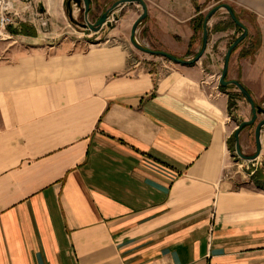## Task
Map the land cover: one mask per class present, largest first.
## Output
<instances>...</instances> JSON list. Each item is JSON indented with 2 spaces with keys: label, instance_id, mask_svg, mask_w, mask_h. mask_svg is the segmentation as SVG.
<instances>
[{
  "label": "crops",
  "instance_id": "obj_1",
  "mask_svg": "<svg viewBox=\"0 0 264 264\" xmlns=\"http://www.w3.org/2000/svg\"><path fill=\"white\" fill-rule=\"evenodd\" d=\"M62 1L29 22L36 8L18 6L28 15L9 26L34 34L7 29L62 38L31 53L10 48L12 63L0 62V264H264V127L251 167L232 163L228 101L238 92L218 83L236 25L215 12L202 56L184 65L130 46L135 4L95 32L99 44L69 46L84 13L71 3L70 20ZM88 1L95 19L117 0ZM143 1L141 44L187 60L204 9L222 0ZM227 1L247 35L225 79L263 115L264 0ZM240 100L234 122L251 116Z\"/></svg>",
  "mask_w": 264,
  "mask_h": 264
},
{
  "label": "rangeland",
  "instance_id": "obj_2",
  "mask_svg": "<svg viewBox=\"0 0 264 264\" xmlns=\"http://www.w3.org/2000/svg\"><path fill=\"white\" fill-rule=\"evenodd\" d=\"M57 1L58 0H11V3H12V6L10 7V8H8V10H10V12H11V15L13 16V17H20L21 16V14L23 15V16H27L28 15V13L27 12H29V11H26V10H24V11H17V9H18V6L20 7V6H22L23 4H29L30 3V5L33 7V11H34V8H36L35 9V11L33 12V15L32 14H29L28 16V18H27V21L29 22L30 20H33L35 17H38V16H49L47 13H45V11L44 10H40L39 9V4H41V5H44L45 3L46 4H48V5H51L52 3H57ZM64 1V4H65V2H66V0H63ZM62 1V2H63ZM143 1V0H142ZM89 2V1H88ZM144 2V1H143ZM112 3V2H111ZM126 4H135V5H132V7L133 8H135V9H138V10H140V8H141V6L138 4V3H126ZM145 4V3H144ZM210 3H208L207 5H209ZM221 4H227V5H229L230 6V4H229V2L227 1V0H222V1H220V2H215L214 4H212V5H210V6H208V7H206L205 9H204V14H207V12L211 9V8H213V7H215V6H217V5H221ZM9 6H10V4H8ZM110 6V2L107 4V6H103V10H105L107 7H109ZM146 6V5H145ZM231 7V6H230ZM121 7H119V8H117L116 10H115V15H119L120 13H121V11H122V9H120ZM217 11H219V12H222L223 13V15L224 16H229L228 15V13H227V11H226V9L225 8H223V7H220ZM216 11V12H217ZM65 12H66V10H65ZM34 13H36L37 14V16L36 15H34ZM15 15H17V16H15ZM139 16V14H137V17ZM39 18V17H38ZM230 18V17H229ZM97 18H95V19H93V18H91L90 17V15H89V17H88V14H87V20H88V22H90V23H93L95 20H96ZM137 19V18H136ZM240 22L243 20V17L241 18V20L239 19V18H237ZM228 20V19H227ZM231 20V19H230ZM78 21H82V20H78ZM110 21H111V26L110 27H107V28H105L104 30H105V32H108V30H109V28H112V27H114L117 23V21H114V20H112V19H110ZM44 22H46L47 23V20L46 19H44ZM83 22V21H82ZM231 23L233 24V25H235L234 24V22L231 20ZM244 26H246L243 22H241ZM71 24V23H70ZM31 25H33L34 26V23H31ZM133 25V24H132ZM9 26V25H8ZM7 26V27H8ZM139 26V25H138ZM7 27H6V30H7ZM103 27H106L105 25L103 26ZM132 27V26H131ZM237 27V26H236ZM35 28V27H34ZM27 29L28 30H31L32 29V33L35 31L33 28H31V27H27ZM69 34H67V41H69V46H77V45H79L78 44V40H85V39H87V40H91V41H89L90 42V44L91 45H96V44H99L100 43V41H103L104 40V38L101 36L100 38V41L98 40V39H93V37L94 36H97V35H95V32L94 31H90V30H80V28L77 26V27H75V26H73L72 24L69 26ZM102 29V28H101ZM100 29V30H101ZM137 29H138V27H137ZM99 31V30H98ZM131 31V30H130ZM237 31L239 32V34L241 33V29L239 28V27H237ZM31 33V34H32ZM43 33V32H42ZM96 33H97V31H96ZM201 35H202V31L200 32V33H198V34H196V32H195V36H193V38H191V40H190V43H192L193 41L195 42L196 41V43H198V44H200L201 45ZM52 35H45V36H40L38 39H22V38H16V37H12L11 36V38H8V39H6L5 41H0V62H6V63H12V59L11 58H9L8 56H11V55H8V53H9V49L10 48H15L16 50H22V52L23 53H31V52H33L34 50H35V48H37V47H40V46H47V44H48V42H52V43H57V40L60 38H62V37H57L56 39L55 38H50ZM65 36V35H64ZM130 36V35H129ZM208 32H207V42H206V45H207V43H208ZM140 38H141V36L139 35V37L137 36V30H136V32H135V39H136V41H137V43H139L140 45H142L141 44V42L139 41L140 40ZM106 40H108L106 43H109V44H112V43H117V40L114 38V37H110L109 39H106ZM72 41H75V42H72ZM129 42H130V40H129ZM190 43H189V46H191L190 45ZM130 44V46L131 47H133V45L131 44V42L129 43ZM231 44V43H230ZM82 45V44H81ZM238 45V44H237ZM143 46V45H142ZM206 48V47H205ZM6 50V51H5ZM6 52H8V53H6ZM6 53V54H5ZM47 55H48V53H47ZM158 58L160 59V60H162V61H167V59L166 58H164V57H160V56H158ZM222 61V60H221ZM222 63V62H221ZM221 69L222 68H219V75H220V72H221ZM218 78H219V76H218ZM215 82H216V80H215ZM236 90H237V92L238 93H235L234 92V94L235 95H233L232 96V101H233V107L231 108V110L229 111L231 114V116H230V120L228 121V124H230L229 126H230V130H232V129H234V127L237 125V124H239L240 122H242V121H239V122H234L235 120H239V117L237 116L238 115V113H236L234 110H237L238 108H237V106H235V101H234V99H238V100H240V97L242 98V95H241V93L238 91V89L236 88ZM239 97V98H238ZM241 101V100H240ZM233 114V115H232ZM235 118V119H234ZM264 118V114L263 115H261L259 112H258V114H257V119H256V121L252 124V125H249L248 127L246 126L242 131H241V137L240 136H238V140L240 141V138H242L243 139V142H244V146L241 148L240 147V150H241V153L242 154H244V155H247V156H249V155H252V154H254V152H255V145H254V142H253V126L254 125H256V123L259 121V120H261V119H263ZM232 119H234V121L232 120ZM232 133H233V130H232ZM228 146H229V152H230V159H231V162L232 163H234L235 165H241L242 164V168H244V167H251V162H253L252 160H246V159H242V158H240L238 155H237V153L235 152V148H234V140H233V138H232V134H231V138L229 139V141H228ZM264 166V165H263ZM234 169H237V167L236 166H234Z\"/></svg>",
  "mask_w": 264,
  "mask_h": 264
},
{
  "label": "water",
  "instance_id": "obj_3",
  "mask_svg": "<svg viewBox=\"0 0 264 264\" xmlns=\"http://www.w3.org/2000/svg\"><path fill=\"white\" fill-rule=\"evenodd\" d=\"M71 3H74L76 5H82L83 7V13H84V19L83 22H74L79 28L83 29V30H90V31H98L100 30L104 25L106 27H110L111 26V21L110 19L117 21L118 20V16L115 15V10L119 7H121L122 5L126 4V3H138L141 6V13L139 14V16L137 17V19L133 22V25L131 27V31H130V36H129V40L131 42V44L138 50L145 52L147 54L150 55H156V56H160V57H164L167 60H170L172 62L175 63H179V64H184V65H190L193 64L194 62L198 61L199 58L202 56L205 47H206V42H207V29H206V22L208 20V18L210 16H212L220 7H223L226 9L230 19L234 22V24L239 27L242 31L239 34V36H237L233 42L228 46L225 54H224V59H223V65H222V69L218 78V83L221 86H226V85H234L238 91L241 93V95L243 96V98L247 101V103L250 106L251 109V116L248 120H244L242 122H240L239 124H237L234 128L233 131V140H234V148H235V152L237 153V155L242 158V159H246V160H254L260 151V132L262 130V128L264 127V118L259 120L254 128V144H255V152L252 155H244L241 153L240 150V145H239V140H238V136L240 131L242 130V128L245 126H249L252 125L256 119H257V114L259 112V108H257L254 104L253 99L251 98V96L249 95V93L247 92V90L236 80H226L225 76L227 73V67H228V61L230 58V54L232 52V50L237 46V44H239L247 35V29L246 27L236 18L233 9L227 5V4H221V5H217L213 8H211L203 21V29H202V35H201V45L200 48L198 50V52L196 53L195 56H193L192 58H189L187 60H181L179 58H176L174 56H172L171 54L164 52V51H154L151 50L145 46L140 45L139 43H137L136 39H135V32L137 30L138 25L140 24V22L145 18L146 16V6L144 4V2L142 0H117L115 1L108 9H106L93 23L88 22L87 20V14H88V10H89V2L88 0H66L65 2V7L68 13V16L70 18V20L73 21L72 15H71ZM39 9L42 10V5L39 4Z\"/></svg>",
  "mask_w": 264,
  "mask_h": 264
},
{
  "label": "built area",
  "instance_id": "obj_4",
  "mask_svg": "<svg viewBox=\"0 0 264 264\" xmlns=\"http://www.w3.org/2000/svg\"><path fill=\"white\" fill-rule=\"evenodd\" d=\"M8 4H10V6ZM11 6V0H0V41L11 38L6 30V27L13 23L14 17L11 15L10 10H8ZM34 15L37 14L34 13Z\"/></svg>",
  "mask_w": 264,
  "mask_h": 264
},
{
  "label": "trees",
  "instance_id": "obj_5",
  "mask_svg": "<svg viewBox=\"0 0 264 264\" xmlns=\"http://www.w3.org/2000/svg\"><path fill=\"white\" fill-rule=\"evenodd\" d=\"M235 16H236V18H238L236 14H235ZM20 27H21L20 30H16V29L12 28L11 26H8L7 29H8L9 32H11L13 34H20V35H32V34H34V32L32 33L31 31L26 30V26L22 25ZM233 105L234 104H233V101H232V95H229V101H228L229 110L233 107ZM243 128H245V126Z\"/></svg>",
  "mask_w": 264,
  "mask_h": 264
},
{
  "label": "bare ground",
  "instance_id": "obj_6",
  "mask_svg": "<svg viewBox=\"0 0 264 264\" xmlns=\"http://www.w3.org/2000/svg\"><path fill=\"white\" fill-rule=\"evenodd\" d=\"M75 7V6H74ZM73 12V11H72ZM75 12V11H74Z\"/></svg>",
  "mask_w": 264,
  "mask_h": 264
}]
</instances>
